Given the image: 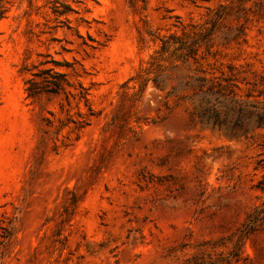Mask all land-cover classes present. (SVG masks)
<instances>
[{
    "label": "rangeland",
    "instance_id": "obj_1",
    "mask_svg": "<svg viewBox=\"0 0 264 264\" xmlns=\"http://www.w3.org/2000/svg\"><path fill=\"white\" fill-rule=\"evenodd\" d=\"M208 29L196 60L166 53V83L139 92L162 39ZM46 54L71 65L91 111L25 97L21 69ZM196 75L264 99V0H8L0 264H264V128L228 136L191 118Z\"/></svg>",
    "mask_w": 264,
    "mask_h": 264
},
{
    "label": "trees",
    "instance_id": "obj_2",
    "mask_svg": "<svg viewBox=\"0 0 264 264\" xmlns=\"http://www.w3.org/2000/svg\"><path fill=\"white\" fill-rule=\"evenodd\" d=\"M68 10L65 6V10L59 13L64 14ZM7 11L8 0H0V20L5 17ZM210 31L211 29H208L205 33L185 39L173 34L170 35L171 41L162 39L158 49L150 55L145 66L136 75L139 92L150 79L156 86L166 83L167 80L162 74L164 67L159 63L165 59L166 53L180 62H187L190 58L196 60L199 47L209 37ZM43 57V60L32 64L31 68L23 66L21 69L22 72L26 69L30 71L23 82L25 97L35 99L42 94L63 95L67 101L70 97H77L91 111L88 94L81 83L78 84L77 92L70 89L73 88V83L68 73L62 69H67L71 65L66 61L49 59L47 58L49 54ZM33 68L35 70H32ZM220 80L216 76L196 75L185 82V85L194 89V93L188 98L196 101L189 116L195 118L201 125L209 126L228 136L247 135L253 129L264 128V99H243L232 88L230 77H220Z\"/></svg>",
    "mask_w": 264,
    "mask_h": 264
}]
</instances>
